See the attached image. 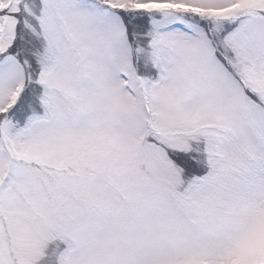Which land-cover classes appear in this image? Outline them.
<instances>
[{
	"label": "snow or ice",
	"instance_id": "snow-or-ice-1",
	"mask_svg": "<svg viewBox=\"0 0 264 264\" xmlns=\"http://www.w3.org/2000/svg\"><path fill=\"white\" fill-rule=\"evenodd\" d=\"M0 264H264V0H0Z\"/></svg>",
	"mask_w": 264,
	"mask_h": 264
}]
</instances>
